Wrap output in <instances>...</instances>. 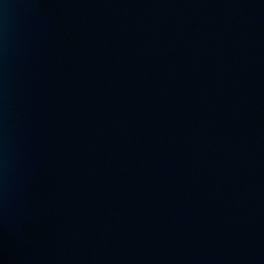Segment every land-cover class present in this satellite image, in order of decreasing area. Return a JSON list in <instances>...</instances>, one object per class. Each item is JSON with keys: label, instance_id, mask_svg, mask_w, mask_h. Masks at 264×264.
I'll list each match as a JSON object with an SVG mask.
<instances>
[{"label": "water", "instance_id": "1", "mask_svg": "<svg viewBox=\"0 0 264 264\" xmlns=\"http://www.w3.org/2000/svg\"><path fill=\"white\" fill-rule=\"evenodd\" d=\"M0 264H264V0H0Z\"/></svg>", "mask_w": 264, "mask_h": 264}]
</instances>
